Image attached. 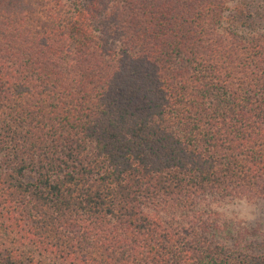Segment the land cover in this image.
<instances>
[{"label": "trees", "instance_id": "16d2710c", "mask_svg": "<svg viewBox=\"0 0 264 264\" xmlns=\"http://www.w3.org/2000/svg\"><path fill=\"white\" fill-rule=\"evenodd\" d=\"M231 3L0 0V264L244 261L210 199L264 195V13Z\"/></svg>", "mask_w": 264, "mask_h": 264}, {"label": "rangeland", "instance_id": "374dc122", "mask_svg": "<svg viewBox=\"0 0 264 264\" xmlns=\"http://www.w3.org/2000/svg\"><path fill=\"white\" fill-rule=\"evenodd\" d=\"M237 0H232L231 8ZM260 6L258 12L264 13V0H255ZM264 29V25L261 26ZM241 197L220 196L211 197V209L218 213V218L227 223H231L234 227V237H237L247 257L243 258V262L238 264H264V195L250 197L256 206V218L241 225L233 220L225 218V214L232 211V206ZM238 234V235H237Z\"/></svg>", "mask_w": 264, "mask_h": 264}, {"label": "clouds", "instance_id": "9594fccd", "mask_svg": "<svg viewBox=\"0 0 264 264\" xmlns=\"http://www.w3.org/2000/svg\"><path fill=\"white\" fill-rule=\"evenodd\" d=\"M225 218L233 220L241 225L253 221L256 218V206L248 195L242 196L232 206V211L225 214Z\"/></svg>", "mask_w": 264, "mask_h": 264}, {"label": "snow or ice", "instance_id": "6c2138e0", "mask_svg": "<svg viewBox=\"0 0 264 264\" xmlns=\"http://www.w3.org/2000/svg\"><path fill=\"white\" fill-rule=\"evenodd\" d=\"M129 71H130V73H131V72H134V71H135V69H130Z\"/></svg>", "mask_w": 264, "mask_h": 264}]
</instances>
